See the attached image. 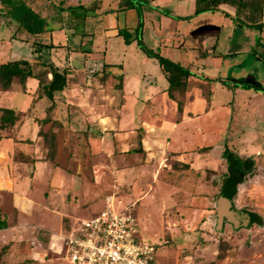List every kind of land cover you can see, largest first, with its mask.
Segmentation results:
<instances>
[{"label":"crops","instance_id":"obj_1","mask_svg":"<svg viewBox=\"0 0 264 264\" xmlns=\"http://www.w3.org/2000/svg\"><path fill=\"white\" fill-rule=\"evenodd\" d=\"M61 1L63 3L60 5ZM189 1L194 12L195 0ZM79 5L81 7L77 8L78 12H83V7L93 6L87 11L84 21L72 19L68 16L67 10L56 11L58 6L65 8ZM147 5L155 7L154 11H160L158 6L153 5V0ZM26 7L45 21V31L30 33L15 19L16 16H26ZM219 8L230 16L235 14V8L231 5L220 4ZM131 10L134 9H121L120 0H17L13 4L0 2V31L6 29L4 35L0 34V63L26 59L31 63H52L59 69L67 70L66 85L62 91L54 94L53 100L45 96L39 97L38 80L33 77L27 78L24 90L21 91L29 98L23 109L4 107V102L9 100L3 95L13 93L11 88L0 91V109L12 108L20 114L19 119L12 126L0 129V197L9 195L10 199L7 203L18 210L19 217L24 216L21 210L28 211L30 214L26 217H29L34 212L35 205V202L29 199V193L36 196L43 195L47 189L50 193V201L63 193L66 196L71 191L82 193V179L64 172L58 166H53L44 155V137L41 132L47 121L41 120L47 117L48 113H54V119L63 115L64 120L53 125V128H56L54 132L58 128L62 129L66 138H74L81 145L89 142L98 145L102 140L108 139V136L122 144L121 140L125 137H128L129 142L133 144L138 143L137 148L130 150L136 162L123 168L120 165L113 166V175L119 179L123 177L121 173L127 171L130 176L135 173V177L141 182L167 187L166 192L170 196L172 206L166 207V210L170 207L175 209L171 215H168L169 218L176 216L185 223L189 214L175 213L179 209L187 208L180 205V200L188 199L190 202L193 197H197L200 200L196 202H201L205 199V202L209 203L204 209L207 212L206 217L209 221L216 222V229L222 234V241L225 243L221 251L216 248L214 264L221 260L245 264L262 258L264 207L257 211L237 207L234 203L236 191L232 198L234 209L244 212L245 217L241 219V223L230 221L227 216H223L222 221L218 222L217 204L223 196L220 193L221 182L218 195L211 204L209 195L216 190L206 182L202 183L200 179L202 161L209 162L217 151L222 156L224 148L221 146L227 144L224 140L225 130L220 132L219 150L216 149L217 143L203 147L198 144L193 147L186 146L189 136L202 134L206 130L205 127L194 126L195 121L201 118L210 119L212 113L219 109L229 112V101L216 103L213 99L215 87H212L214 89L208 104L201 100L202 96L189 91L188 86L183 94L174 92V97H169L166 91L168 87L166 76L161 67L154 64L157 60L147 57L138 47L136 40L125 44L123 38L117 34L120 28L133 30L136 26V18L135 20L130 18L131 21L127 18L133 15ZM143 21L144 40L146 21ZM127 23L129 25L124 26ZM152 32L157 38L156 48L162 49L168 45L174 47L173 43L167 44L169 35L161 34L160 24L157 27L153 25ZM38 43H51L53 47L38 49ZM176 47L181 49L180 46ZM171 60L184 64L178 56ZM120 75H122L121 80L118 78ZM205 77L212 76L205 75ZM48 78H52L50 73ZM118 84L121 85L118 87ZM44 98L47 102L41 104L42 110L36 111ZM53 101L54 105L50 108ZM178 101L182 104L181 111H178ZM50 123L53 124L54 121ZM94 152L99 156L98 150ZM168 156L186 164L187 170L191 173V178L184 182L186 187L181 190L160 178L163 169L159 164ZM29 168L32 169L30 171L32 174ZM98 169L99 165L95 164L93 172ZM62 171L68 176L65 184L62 181ZM226 171L227 168L224 172ZM94 178L97 179L96 174ZM243 182L237 184V190L238 185H242ZM148 195L149 192L146 191L145 197ZM51 206L56 208L57 205L52 204L49 207ZM188 209L197 217L201 207L192 205ZM40 212L41 216L59 213V211L45 210ZM0 217L7 223V227L0 229V249H4L11 241L18 249L23 244L21 231L24 228L23 220L19 218L18 223H12L7 215L0 214ZM36 225L40 223H29L28 226ZM38 227L42 228L41 225ZM46 231L50 234L55 233L50 229ZM48 242L46 239L35 237L33 245L27 243L25 249L21 248L23 264H45L41 262L43 257L41 258L39 249L42 248L41 244L46 245ZM7 255H1L0 258L4 260Z\"/></svg>","mask_w":264,"mask_h":264},{"label":"rangeland","instance_id":"obj_2","mask_svg":"<svg viewBox=\"0 0 264 264\" xmlns=\"http://www.w3.org/2000/svg\"><path fill=\"white\" fill-rule=\"evenodd\" d=\"M153 5L158 6L160 11H154L155 7L150 5H143L142 8L143 20L146 21L144 34L146 44L170 59L177 56L182 59L184 63L182 65L193 73L189 77L188 90L202 96L201 100L208 104L211 99L210 94L214 89L212 87H215L213 98L215 102L229 101V112L219 109L212 113L210 119L201 118L195 121L194 126H202L206 130L202 134L189 136L186 146L193 147L198 144L203 147L217 143L216 149L219 150L220 132L225 130V133L223 132L226 134L224 140L227 144L225 145L241 158L254 157L255 162L253 175L247 176L243 184L238 185L234 203L237 207L260 210L264 207V93L240 85H223L220 80L242 81L264 88V27L256 29L241 26L235 22V14L230 16L221 12H204L188 20H178L162 12L167 9L173 15L191 14L193 9L190 7L189 0H153ZM131 12L133 15L128 16V20L137 19L136 10H131ZM245 13L248 11L243 10L239 17L247 21ZM262 20H264L263 16ZM159 24L161 34L169 35L167 44L173 43L174 47L168 45L162 49L156 48L157 38L153 36L152 29L153 25L157 27ZM128 25L129 23L124 26ZM5 30L0 31V34L4 35ZM176 46H180L181 49H176ZM154 64L159 66L157 61ZM205 75L212 77L206 78ZM11 90L13 94L3 95L9 100L4 102L3 106L23 109L29 98L21 92L24 90L22 84L14 80ZM46 100L44 98L41 101L36 111L42 110L41 106L47 102ZM61 106L63 108V105ZM53 114L48 113L45 120L47 124L42 129L47 134V137L43 139L45 159L53 166L60 167L64 172L77 175L82 179V193L71 191L67 196L63 193L51 201L47 189L44 190L43 195L36 196L29 193V199L35 202L34 212L29 217H26L30 214L26 210H21L24 216L19 217L18 210L7 203L10 199L9 195H2L0 214L7 215L12 223H18L19 218L22 219L24 228L21 229L23 244L20 245V249H16L17 246H14L12 241L4 249H0V257L8 254L4 260L0 258V264H23L21 248L25 249L27 243L33 245L35 237L49 241L46 245L41 244L42 248L39 249L41 258L43 257L41 262L69 264L64 255L66 230L78 220L87 218L91 213L105 208L109 196H112L111 200L115 210L130 212L134 215L141 238L155 245V259L158 264L215 263V250L217 248L221 251L225 243L222 241V234L216 229V222L209 221L206 217L207 212L204 209L209 203L205 202V199L196 202L200 198L193 197L189 202L188 199L184 200L179 197L180 205L187 206V208L179 209L175 213L185 212L190 215L193 212L188 208L192 205H199L201 207L199 216L188 215L185 223H182V220L177 219L176 216L169 218L168 215H171L175 209L170 207L171 209L166 210V207L172 206L170 196L166 192L167 187L141 182L135 177V173H132L131 177L127 171L121 173L123 177L119 179L113 175V166L120 165L123 168L136 162L130 150L137 148L138 143L133 144L129 142L128 137H125L121 140L122 144L108 136V139L102 140L98 145L90 142L81 145L74 138H66L62 129L58 128L54 132L56 128H53V125L63 121L64 117L60 115L59 118L54 119ZM51 121L54 123L51 124ZM225 145L221 147L225 148ZM123 149L129 151H122ZM94 150H98L99 156H96ZM95 164L99 165V169L93 172ZM202 164L199 174L202 183L206 182L216 190L209 195V201L213 204L226 170V163L217 151L214 156H211L209 162L202 161ZM159 165L163 169L160 172V178L163 181L178 187V190L186 187L184 182L191 178L186 164L177 162L168 156ZM28 170L32 171L31 168ZM63 171L62 181L65 184L68 176L64 175ZM95 174L97 179L94 178ZM149 188L152 190L150 191ZM146 191L149 192L148 197H145ZM225 203L234 209L232 199L223 195L219 199L216 212L219 213L220 210L227 212L225 206L228 204ZM49 204L59 206H56V209L49 207ZM41 210L59 211V213L56 215L54 212L41 216ZM225 216L229 217V214ZM243 217H245L244 212ZM29 223H40L45 230L40 229L38 227L40 225L28 226ZM46 228L55 233L50 234ZM262 251V258L245 264H264V246ZM217 264L235 263L221 260Z\"/></svg>","mask_w":264,"mask_h":264},{"label":"trees","instance_id":"obj_3","mask_svg":"<svg viewBox=\"0 0 264 264\" xmlns=\"http://www.w3.org/2000/svg\"><path fill=\"white\" fill-rule=\"evenodd\" d=\"M17 0H0L2 4L15 3ZM63 1L59 4L61 5ZM263 3L264 0H195V9L192 14L189 15H171L169 11L162 10L164 14L171 15L178 20H188L204 12H216L220 11L225 15H229L227 12L220 10V4H228L235 8V22L241 26H247L256 29H262L264 27L263 16ZM146 0H120L121 9H135L137 12V24L130 30L128 28H120L117 30V34L123 38L125 44H129L133 40L137 41L138 47L149 58H155L161 67L163 73L168 81V87L166 91L169 97L173 98L174 92L183 94L188 86V79L193 74L188 68L173 61L170 58L160 54L158 51L150 48L143 40V5H147ZM81 6H67L56 7V11L61 12L67 10L68 16L76 21H84L87 16V11L91 10L93 6L88 8L83 7V12H78L77 8ZM27 8L26 16H16L15 19L30 33H40L45 31V21L40 18L38 14L33 12L30 8ZM243 10H247L245 18L247 21L240 19L239 15ZM255 13H257L255 15ZM38 49L50 48L53 45L38 43ZM52 75V78H48V74ZM28 77H33L38 80V92L39 97H47L53 100L54 94L64 89L66 85L67 70L65 68L59 69L52 63H31L26 59L10 60L0 63V91H5L11 88L14 80L20 82L24 88L25 82ZM122 79V75L118 77ZM223 85H235L242 86L244 88H251L255 91H261L264 93V88L256 84H251L242 81H223L220 80ZM121 84H118V87ZM54 101L50 105L53 107ZM181 101H178V111H181ZM0 129L12 126L18 119L20 114L12 108L0 109ZM47 117L41 121H45ZM41 132V131H40ZM43 137L46 138V132H41ZM222 157L226 161L227 171L224 173L221 180L220 193L232 199L237 191V184L244 181L247 175H253L255 171V162L252 156L241 158L238 154L234 153L231 149L225 145L222 152ZM7 227V223L0 217V229ZM70 227V226H69Z\"/></svg>","mask_w":264,"mask_h":264},{"label":"built area","instance_id":"obj_4","mask_svg":"<svg viewBox=\"0 0 264 264\" xmlns=\"http://www.w3.org/2000/svg\"><path fill=\"white\" fill-rule=\"evenodd\" d=\"M112 196L106 207L72 224L64 236L69 264H158L155 245L141 238L130 212L117 211Z\"/></svg>","mask_w":264,"mask_h":264},{"label":"water","instance_id":"obj_5","mask_svg":"<svg viewBox=\"0 0 264 264\" xmlns=\"http://www.w3.org/2000/svg\"><path fill=\"white\" fill-rule=\"evenodd\" d=\"M225 204H228V203H225ZM226 207H227V212L226 210H220V212L218 213V217H219L218 222L222 221L223 216H225L226 214H229L228 219L230 221H236L237 223H241V219H243V213L240 211H236L229 204L225 206V209Z\"/></svg>","mask_w":264,"mask_h":264}]
</instances>
